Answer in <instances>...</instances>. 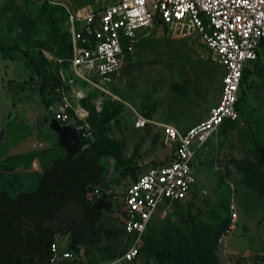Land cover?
Here are the masks:
<instances>
[{
  "label": "rangeland",
  "instance_id": "374dc122",
  "mask_svg": "<svg viewBox=\"0 0 264 264\" xmlns=\"http://www.w3.org/2000/svg\"><path fill=\"white\" fill-rule=\"evenodd\" d=\"M42 7L40 0H0V47L6 55H0V85L5 88L7 84L13 101H25L23 92L43 104L46 97L52 102L57 99L51 84L56 69L58 74L59 67L63 68L59 60L62 44L69 39L68 25L63 10ZM29 59L35 71L23 89L21 79H28ZM246 67L249 70L239 90L240 117L221 124L197 150L192 162L195 182L189 196L167 205L165 214L151 219L140 253L131 264H156L152 249L166 246L175 249L182 264H264V194L251 189L246 181L255 158L251 137L264 145V52L256 62L246 61ZM71 74L63 70L65 79H73L65 88L69 101L80 91L87 98L80 102L88 128L80 155L101 163L103 173L95 184L103 182L102 192L110 188L118 198L132 179L128 167H136L137 172L169 159V145L160 129L156 125L135 128L134 113L185 129L217 102L221 68L211 62L196 35L180 32L170 36L153 23L108 85L110 95L86 84L79 87ZM41 78L47 82L39 92ZM36 105L40 115L49 117L39 103ZM115 163L120 167L115 168ZM229 204L235 208L237 223L221 237ZM113 212L102 213L95 226L98 231L115 233L100 235L96 247L78 255L88 264H96L127 244ZM65 238L60 236V240Z\"/></svg>",
  "mask_w": 264,
  "mask_h": 264
},
{
  "label": "built area",
  "instance_id": "2783aa9c",
  "mask_svg": "<svg viewBox=\"0 0 264 264\" xmlns=\"http://www.w3.org/2000/svg\"><path fill=\"white\" fill-rule=\"evenodd\" d=\"M40 1L64 9L71 51L65 59L67 70L79 83L101 94H111L108 85L155 19L170 36H178L180 32L196 35L211 62L221 68L218 100L202 119L183 131L167 123L153 122L169 145V159L137 171L119 194V201L116 199L113 211L128 237L127 244L121 253L101 264L131 262L139 254L151 219L158 213L165 214L167 205L189 196L195 182L192 162L197 150L205 146L224 121L239 118L235 105L242 71L246 61H254L257 51L264 50V0H112L108 3L69 0V4L59 0ZM58 76L65 84L73 83L72 78L65 79L62 67ZM65 90L64 85L56 89L57 99L47 106V112L61 124L72 123L79 137L85 140L86 112L80 104L84 93L75 94L70 102ZM134 114V127L142 128L150 122L142 114ZM102 185L103 182L90 185L84 198L92 201L110 193L102 192ZM236 223L235 208L229 204L221 237H226ZM61 259L75 260L76 255L69 250L61 251L58 237L53 236L45 264H59Z\"/></svg>",
  "mask_w": 264,
  "mask_h": 264
},
{
  "label": "trees",
  "instance_id": "16d2710c",
  "mask_svg": "<svg viewBox=\"0 0 264 264\" xmlns=\"http://www.w3.org/2000/svg\"><path fill=\"white\" fill-rule=\"evenodd\" d=\"M41 3L43 5L42 7L43 10H45V8L48 7V8H55L57 10L64 11V9L59 5H49L46 2H41ZM154 23L159 24L158 19H155ZM160 25L162 26L163 30H166L164 25L162 24ZM68 38H69L68 41L62 44L61 54L63 56L60 58L63 60L62 63L63 70L66 71H67V63L65 59L68 58L71 53L69 31H68ZM260 52H264V50L257 51V56L254 62L257 61ZM0 55L2 57L6 56L1 47H0ZM27 65L29 67V76L28 79L27 78L26 79L29 81V79L33 78L34 76L31 73H34L35 66L33 65L31 59L27 61ZM248 70L249 69L247 67L243 69L240 85L242 83L244 73L247 72ZM54 77H55L53 79L54 83L51 84L52 85L51 92H56V89L63 85L65 88H67L68 85L62 82L60 77L58 76L57 69ZM46 82L47 81L45 78H41V80H39L38 83L39 92H42L41 88L43 84ZM86 99L87 98L85 96V98L81 99V102H83ZM45 100L46 102H44V105L45 107H47L52 102V98L46 97ZM241 101H242V96L240 95L239 92V96L235 105L239 117L241 115V108L239 106ZM236 120L224 121L222 124L234 122ZM84 142L85 140L82 139V143ZM251 144L253 146L255 158L252 164V168L246 174V181L250 185L251 189L258 192L259 194H264V182H263L264 145L259 143L254 137H251ZM90 161L92 163H96L99 165V171L94 178L90 179L89 181H86L83 184L82 190L79 189V191H76L78 189L76 187H74L73 190H70L69 188L70 186L68 184L65 185L60 184L58 187H55V189H52L50 193L44 194L42 199L39 201V206L33 207L30 210V212L17 215L20 218L19 221L22 222L21 226L26 225L27 229L28 227L33 228L34 229L33 233H31V235L25 234L27 235L26 237L18 238L16 239L17 241L15 240L8 242V237H5L6 240L4 239L0 240V264H45L48 256V246L51 241L52 234L54 233L55 230L68 231L69 233H71V239L75 238L74 236H77L78 234H85L87 236L91 234L92 235L97 234L98 237L99 235L108 237L110 234L115 233V231L105 230V229L101 231L96 230V232L95 229H93L92 232L89 231V224L90 223L93 224L96 221L99 210L101 209L109 210L110 208V204L102 200L101 198L93 201L92 203H86L83 199V192H85L87 189H90V185L92 186L93 184L98 182L101 179L100 177L103 173V167L100 162L95 160H90ZM119 167L120 165L115 163V168H119ZM127 169H128L129 177L134 179L136 175V170H135L136 167H128ZM85 185L87 187H85ZM62 212L65 214L62 215ZM89 216L92 218L90 219L89 222H87V217ZM227 217H228V212H227ZM227 217H226V221L222 226L221 231L224 229L226 225ZM77 220H82V221L78 223L76 222ZM76 225L79 226V229L76 227ZM86 225L88 226V228L86 227ZM73 229L76 230L77 233L73 232ZM146 230L142 238V245L145 240ZM17 231L19 230L17 229L10 230L9 231L10 236L13 234V232L16 233ZM43 231H45L44 242L41 236L43 234L42 233ZM12 236L10 239H12ZM142 245L139 248V253L142 248ZM70 247L72 251L77 252V248L74 246V244H71ZM123 250L124 249H122L119 253H121ZM114 254L115 252L109 255V257H111ZM152 257L155 260L156 264H182L180 256L171 246H166L162 249L153 248Z\"/></svg>",
  "mask_w": 264,
  "mask_h": 264
},
{
  "label": "crops",
  "instance_id": "0c3cea01",
  "mask_svg": "<svg viewBox=\"0 0 264 264\" xmlns=\"http://www.w3.org/2000/svg\"><path fill=\"white\" fill-rule=\"evenodd\" d=\"M130 54L126 56L125 60L129 57ZM26 80L27 79L25 77L21 79L23 89H24V83H27L25 82ZM79 84H80L79 87L85 86L84 83H79ZM0 87L2 90L0 92V199L8 198L9 200L17 204V201L25 198L26 196H30L35 190H37L38 185L41 184L42 178H41L40 170L43 169L45 159L37 157L38 156L37 154L39 151H31L28 153L10 156L4 150L7 146V143L18 133L19 128H25L27 125L34 122L33 127L36 130H39L40 122L43 121V123L46 124L53 117L47 112V107H45V105L41 101L39 100L36 101L34 97H31L32 95H29L28 93L23 92L25 101H19V100L13 101L11 100V97L9 95V87H7V84L5 88L3 87L2 84L0 85ZM37 103L41 105V107L45 110V112H47L49 117L43 114L40 115L39 111L37 110V105H36ZM147 119L150 120V122L146 126H152V127L155 126V124L153 123L155 121L153 119H149V118ZM156 123H159V122H156ZM69 124H72V123H69ZM183 130H179V131H183ZM107 191L110 192V188L107 189ZM84 193L85 192H83V199L86 203H92L93 201L101 198L102 200L110 204L109 210H104V209L99 210L96 221L93 224L91 223L89 224V231L92 232V230L95 229V232H96L97 228L95 225H96V222L99 216L102 213L112 212L113 206H115L113 202L115 203V200L117 198L110 192L111 194L105 193L101 197L87 202L84 198ZM19 214H24V213H18V215ZM115 216H116V213H115ZM14 217L15 218L10 217V212H7L5 214L0 213V231L1 232H6L7 230L10 231L14 229H17V230L20 229L22 222L19 221L20 218L18 216L14 215ZM91 218L92 217L89 216V220H87V222H89ZM86 227L88 228L87 225ZM78 229H79V226H78ZM121 233H123V231ZM53 236L58 237V248L61 251L63 250L72 251L70 249L71 244H74V246L77 248V252L72 251L76 255V259L75 260L61 259L59 263L61 261H64L63 264H70V263L88 264L86 260H84L83 257H79L78 255H84L88 248L96 247L99 244V239H100V235L98 237L97 234L95 235L91 234L88 236L85 234H78L77 236H74L75 238L71 239V236H69V232L62 231V230H59V231L55 230L54 233L52 234V237ZM60 236H65L66 238L64 240L63 239L60 240ZM127 239L128 237L126 236V241ZM120 251H116L115 254L112 255L111 257L108 256L102 260L97 261L96 264H101L102 262L113 258ZM133 261L125 263V264H131Z\"/></svg>",
  "mask_w": 264,
  "mask_h": 264
},
{
  "label": "water",
  "instance_id": "95a60500",
  "mask_svg": "<svg viewBox=\"0 0 264 264\" xmlns=\"http://www.w3.org/2000/svg\"><path fill=\"white\" fill-rule=\"evenodd\" d=\"M33 124L34 122L25 128H19L18 133L7 143L4 151L10 156L39 151L37 157L47 161L54 159L52 155L47 154V151L56 144L63 151V156L57 160V164L56 161L49 163L50 171L44 174V180L30 196L20 199L17 204L8 198L0 199V213L10 212L11 218H15L14 215L17 216L18 213L30 212L33 207L39 205L45 193H50L60 184H71L79 188L86 181L94 178L99 171V165L96 163L70 161V157L76 154L81 143L73 124L63 125L54 118L46 124L42 121L39 127L46 130L44 134H40L41 131L36 130Z\"/></svg>",
  "mask_w": 264,
  "mask_h": 264
},
{
  "label": "flooded vegetation",
  "instance_id": "af4514ba",
  "mask_svg": "<svg viewBox=\"0 0 264 264\" xmlns=\"http://www.w3.org/2000/svg\"><path fill=\"white\" fill-rule=\"evenodd\" d=\"M41 132H40V134H44L45 132H46V130L44 129V128H41V129H39ZM77 134H78V132H77ZM79 135V134H78ZM80 141H81V143H80V147H79V149H78V151L76 152V154L75 155H73V156H71L70 157V161H78V162H91L90 160H86L85 158H83L81 155H80V153H82V150H83V147H84V143H82V139L80 138ZM47 154L49 155V156H51L52 155V159L53 160H47V161H45L44 162V165H43V169L42 170H40V174H41V178H42V180H44V174H46V172L47 171H50V165H49V163H55V161H56V164L58 163L57 162V160H59L60 159V157L62 158V156H63V151L56 145V144H54L53 145V147L51 148V149H49L48 151H47ZM89 181V180H88ZM70 187V190H73L74 189V186L73 185H71V184H68ZM85 187H87L86 185H85ZM76 188H78V187H76ZM82 188H83V185L82 186H80L76 191H79V189L80 190H82ZM81 192V191H80ZM74 193V192H73ZM86 200V199H85ZM87 202H88V200H86ZM65 213H63L62 212V215H64ZM87 220H89V217H87ZM80 221H82V220H77L76 222H80ZM73 227V226H72ZM76 227L78 228V226L76 225ZM30 228V229H29ZM76 229V228H75ZM33 228H31V227H28V229L26 228V225L24 226V225H22V226H20V229H19V231H17L16 233H14L13 232V236H12V239H10L11 238V236H10V234H9V230H7L6 232H1L0 233V240H6L5 239V237H8V242H10V241H15L16 239H18V238H22V237H26L27 235H31V233H33ZM68 232V231H67ZM73 232H76L77 233V231L76 230H74L73 229ZM43 234L41 235L42 236V240H43V242H44V240H45V231H43L42 232ZM75 233V234H76ZM25 234H27V235H25ZM69 236H71V233H69ZM17 241V240H16Z\"/></svg>",
  "mask_w": 264,
  "mask_h": 264
}]
</instances>
